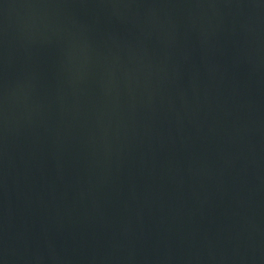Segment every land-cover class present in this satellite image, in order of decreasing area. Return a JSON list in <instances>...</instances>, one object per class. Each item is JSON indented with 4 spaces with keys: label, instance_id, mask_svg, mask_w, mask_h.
<instances>
[{
    "label": "water",
    "instance_id": "95a60500",
    "mask_svg": "<svg viewBox=\"0 0 264 264\" xmlns=\"http://www.w3.org/2000/svg\"><path fill=\"white\" fill-rule=\"evenodd\" d=\"M0 264H264V0H0Z\"/></svg>",
    "mask_w": 264,
    "mask_h": 264
}]
</instances>
